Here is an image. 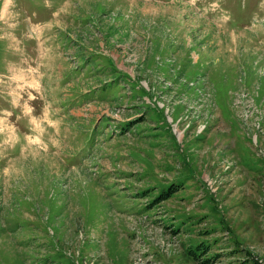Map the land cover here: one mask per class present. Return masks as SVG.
Here are the masks:
<instances>
[{"label": "rangeland", "instance_id": "374dc122", "mask_svg": "<svg viewBox=\"0 0 264 264\" xmlns=\"http://www.w3.org/2000/svg\"><path fill=\"white\" fill-rule=\"evenodd\" d=\"M205 259L264 264V0H0V264Z\"/></svg>", "mask_w": 264, "mask_h": 264}, {"label": "trees", "instance_id": "16d2710c", "mask_svg": "<svg viewBox=\"0 0 264 264\" xmlns=\"http://www.w3.org/2000/svg\"><path fill=\"white\" fill-rule=\"evenodd\" d=\"M172 190H171V188L168 190V191H166V192H164L159 198H163V196H168L169 194H170V192H171ZM5 227V226H4ZM198 249V245L196 246V247H194V248H189V256L191 257V258H193L194 259V256H195V250H197ZM198 255H196V257H197ZM206 261H203L204 263H208L209 264V262L207 261V259H205Z\"/></svg>", "mask_w": 264, "mask_h": 264}, {"label": "flooded vegetation", "instance_id": "af4514ba", "mask_svg": "<svg viewBox=\"0 0 264 264\" xmlns=\"http://www.w3.org/2000/svg\"><path fill=\"white\" fill-rule=\"evenodd\" d=\"M186 1V0H185Z\"/></svg>", "mask_w": 264, "mask_h": 264}]
</instances>
